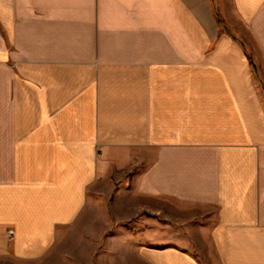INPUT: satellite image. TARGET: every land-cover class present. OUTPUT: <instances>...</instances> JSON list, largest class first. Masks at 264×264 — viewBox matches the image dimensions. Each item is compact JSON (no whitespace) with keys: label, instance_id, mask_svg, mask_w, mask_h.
<instances>
[{"label":"crops","instance_id":"1","mask_svg":"<svg viewBox=\"0 0 264 264\" xmlns=\"http://www.w3.org/2000/svg\"><path fill=\"white\" fill-rule=\"evenodd\" d=\"M226 22L264 67V0H0V262L114 194L127 263L264 264V100Z\"/></svg>","mask_w":264,"mask_h":264},{"label":"rangeland","instance_id":"2","mask_svg":"<svg viewBox=\"0 0 264 264\" xmlns=\"http://www.w3.org/2000/svg\"><path fill=\"white\" fill-rule=\"evenodd\" d=\"M223 24V22H222ZM226 25V26H225ZM224 31L228 33L234 41L239 43L245 50L251 63V72L256 82V86L260 96L264 100V67L261 61L258 51L251 52L250 47L255 46L254 38H252L243 26H237L234 29L228 28V22L224 24ZM230 27V26H229ZM92 194V192H91ZM114 194L107 199L98 198V206L96 207L93 201H88L85 210L78 221L69 227L65 236L57 241L50 252L45 254L38 260L31 262H17L16 264H133V260H129L128 263L121 254L122 248L125 246L108 238L121 236L124 231L122 226L113 225V212L110 209L114 200ZM93 200V199H92ZM145 216L152 218L150 213H144ZM149 218V219H150ZM130 224H126L128 228ZM151 228H145L142 230L147 233H152ZM133 234L137 233V230H131ZM12 233L8 231V236ZM199 248V247H198ZM113 253V256H106L107 253ZM201 249V248H200ZM198 252H201V250ZM116 253L118 256H116ZM134 254H131L133 256ZM204 256V254H203ZM206 260L202 261L203 264H220L216 260L209 259V254H205ZM0 264H5L4 260ZM9 264H14L9 262Z\"/></svg>","mask_w":264,"mask_h":264}]
</instances>
